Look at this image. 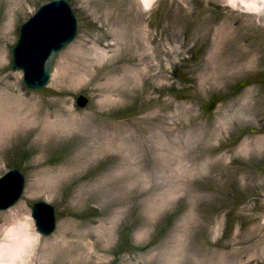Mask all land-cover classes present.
<instances>
[{
  "label": "rangeland",
  "instance_id": "obj_1",
  "mask_svg": "<svg viewBox=\"0 0 264 264\" xmlns=\"http://www.w3.org/2000/svg\"><path fill=\"white\" fill-rule=\"evenodd\" d=\"M45 1L0 0V175L25 179L0 224L56 217L33 264H264V0H67L34 90L11 50Z\"/></svg>",
  "mask_w": 264,
  "mask_h": 264
},
{
  "label": "water",
  "instance_id": "obj_2",
  "mask_svg": "<svg viewBox=\"0 0 264 264\" xmlns=\"http://www.w3.org/2000/svg\"><path fill=\"white\" fill-rule=\"evenodd\" d=\"M57 7L60 14L65 16L67 19V24L69 26V32L61 37L56 45L49 48L47 51L40 52L38 58H42L39 64V74L37 76H32L31 70L26 62H28V54L30 53L32 38L37 29H39L44 23L49 21L48 17H45L46 10ZM45 17V18H42ZM77 31V20L71 9V6L66 0H49L38 6L37 10L29 16L19 28L18 39L14 46L12 47V69L20 70L22 72V82L29 89H42L49 84L51 74L54 70L55 62L61 51L67 46L76 36ZM37 60V59H36ZM76 103L79 107H84L87 103V98L85 96H78ZM211 106H209L210 108ZM10 175L17 186L13 191L14 199L7 202L6 204H0V210H6L12 206L20 197L23 191L25 179L24 176L19 172L17 168H11L0 176V181ZM40 211L41 214H47L48 225L42 223L37 217V212ZM31 216L34 220L35 229L39 234L43 236H48L55 230L56 219L54 208L51 204L40 200L32 205Z\"/></svg>",
  "mask_w": 264,
  "mask_h": 264
},
{
  "label": "bare ground",
  "instance_id": "obj_3",
  "mask_svg": "<svg viewBox=\"0 0 264 264\" xmlns=\"http://www.w3.org/2000/svg\"><path fill=\"white\" fill-rule=\"evenodd\" d=\"M153 1L154 0H141L145 9H149ZM229 1L232 2L233 0H229ZM245 3L248 4L249 6H257L256 2H245ZM254 10H256V8ZM45 12L46 14L44 16L48 17L49 21L44 23L39 29L36 30L32 38V43L30 40V45H31L30 53L26 52V54H28V59H29L28 62L26 63L29 66L28 69L31 70L32 76H37L39 74V70H40L39 64L42 58H38V54L40 52L47 51L49 48L56 45L58 40L69 32L70 24L69 25L67 24L66 17L60 14V11L58 10L57 7L50 8ZM15 188H17V186L14 182V179L10 175H7L0 181V204H6L7 202L12 201L14 199L15 194L13 195V191L15 190ZM41 212H43L41 214V217H40V211L37 212L38 219H40L42 223L48 225L47 214H44V211ZM16 216L17 215H14V217ZM20 219L21 217L16 218L17 221H19ZM24 219L26 218L24 217ZM37 233L39 234V232Z\"/></svg>",
  "mask_w": 264,
  "mask_h": 264
},
{
  "label": "clouds",
  "instance_id": "obj_4",
  "mask_svg": "<svg viewBox=\"0 0 264 264\" xmlns=\"http://www.w3.org/2000/svg\"><path fill=\"white\" fill-rule=\"evenodd\" d=\"M40 236L24 218L0 224V264H33Z\"/></svg>",
  "mask_w": 264,
  "mask_h": 264
}]
</instances>
